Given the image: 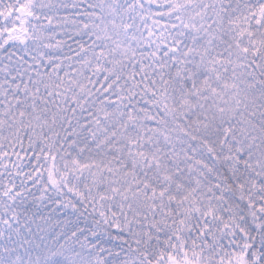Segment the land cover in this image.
<instances>
[{"label":"snow or ice","instance_id":"1","mask_svg":"<svg viewBox=\"0 0 264 264\" xmlns=\"http://www.w3.org/2000/svg\"><path fill=\"white\" fill-rule=\"evenodd\" d=\"M0 264H264V0H0Z\"/></svg>","mask_w":264,"mask_h":264}]
</instances>
